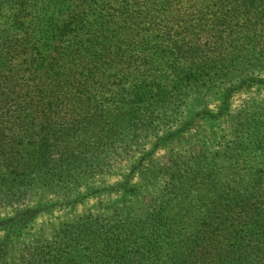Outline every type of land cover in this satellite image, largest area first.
I'll return each mask as SVG.
<instances>
[{
  "label": "trees",
  "instance_id": "obj_1",
  "mask_svg": "<svg viewBox=\"0 0 264 264\" xmlns=\"http://www.w3.org/2000/svg\"><path fill=\"white\" fill-rule=\"evenodd\" d=\"M173 1L183 0H0V162L6 164L0 166V207L17 211L0 225L34 216V210L19 209L37 187L56 190L64 203L76 201L106 158L126 159L160 123L180 122L184 130L193 124L181 119L192 94L202 93L204 83L224 71L202 65L208 50H202V38L187 41L186 33L155 19L168 8L182 12ZM187 2L193 4L186 12L192 18L207 9L226 16V24L210 25L216 38L206 43L210 47L223 41L220 28L252 24L251 14L264 7V0ZM128 21H134L129 29ZM144 31L162 35L168 55L190 59L186 71L172 68L170 92L149 82L151 75L132 79L114 72L120 64L140 72L142 65L128 59L149 49ZM111 78L120 79L113 96L93 108L95 85L106 88ZM114 107L117 113L108 112ZM104 115L108 128L98 132L112 143L101 146L102 136L91 145L79 136L63 143L79 123L88 127ZM202 115L217 118L207 112L193 119ZM229 128V139L222 136L216 151L203 142L167 159L161 188L139 201L126 196L109 214L86 213L53 229L50 238L38 236L16 247L1 238L0 264H264V106L242 110ZM86 152H92L89 161L81 158ZM125 191L136 196L135 190Z\"/></svg>",
  "mask_w": 264,
  "mask_h": 264
},
{
  "label": "rangeland",
  "instance_id": "obj_2",
  "mask_svg": "<svg viewBox=\"0 0 264 264\" xmlns=\"http://www.w3.org/2000/svg\"><path fill=\"white\" fill-rule=\"evenodd\" d=\"M215 5L214 1H209L207 4L211 10H215ZM177 6L182 7V12L177 13L168 8L166 17L165 13L160 12L159 16H154L155 19L166 20V24L171 29H176L182 34L186 33L187 41H197L202 38V50L208 49L205 50L206 58L202 65L208 71L212 68L224 71V76L214 75L207 83H204L202 93L192 94L189 108L187 112L183 113L181 119L193 120V124L184 130L183 123L177 127L180 122L171 127L160 123L154 130L152 138L141 148L131 152L130 156L124 158L125 160L106 158L102 161L103 166L99 168L100 171L97 172L98 169H96L93 173L94 176L90 175L88 181L80 187L76 201L64 203L56 194V190L37 187L32 197L21 205L25 207L19 209L34 210L36 212L34 216L13 222L10 225H0V239L10 238L16 247L23 241L38 236L50 238L48 236L53 229L61 224L74 222L86 213L95 216L109 214L111 208L126 196L134 201L141 200L147 194L161 188V166L167 159L177 153H184L197 148L203 142L212 145L213 150L216 151L222 136H226L227 140L229 139L231 135L229 125L234 117L240 115L242 110L251 108V106H264V7L258 6L255 13L251 14L252 24L242 21L238 24L234 23L230 27L226 25L220 28L218 35L223 36V41L217 40L219 44L210 47L206 43L216 40L214 34L209 32L210 25L219 23V21L221 24H226V16H220L221 13L215 15L207 9L203 13L200 12L198 18H192L186 13L187 9L189 10L193 6L192 3L187 2V0L186 2L184 0L182 2L173 1L172 7ZM225 6L226 3L223 4V7ZM200 7L202 5L198 4L195 8L199 9ZM186 15H188L187 18ZM261 16L262 18L259 19ZM199 20H202L201 24L206 23L207 25L201 27ZM131 23L134 21H128V29ZM177 25H180L181 28H177ZM205 28L206 30H204ZM190 32L191 34H189ZM144 33L150 43L149 49L144 53L137 52L134 57L128 59L130 63L134 62L137 66L142 65L140 72L137 68L132 69L130 67L128 70V65L124 64L116 66L114 72L119 76L132 75V79L139 76L140 73L151 75L153 77L150 78L149 82L170 92L174 85L172 68L176 67L180 71H186L187 65L191 63L190 59L184 56L176 58V56L164 52L169 43L162 39V35L160 36L159 33L145 31ZM126 79L124 78V80ZM114 83L119 84L120 79H106V88L95 85L94 96L96 99L93 108L99 107L101 101L106 97L110 99L113 96ZM224 96H226L228 104H224ZM128 101L125 98L124 102L127 103ZM221 110L225 113L223 116H219ZM89 112V110H83L88 119L95 118ZM108 112L117 113L116 107L111 108ZM207 112L217 118L214 117L213 120L209 121L206 120L207 116L204 118L202 115L197 116L195 120L193 119L195 115L199 113L206 115ZM104 117L105 115L101 120L91 123L88 127L84 123H79L78 130L76 128L74 132L69 131L68 127H64V132L69 131L71 135L63 139V143H74L76 136H79L81 141L84 140L89 145L95 140V136H102L101 146L112 143L108 137L103 138L107 135L106 132H98L100 127L108 128L107 123H102ZM203 118L204 120H202ZM80 120L79 118L78 122ZM177 131L179 132L178 136L172 137L173 133ZM64 132L62 131V133ZM91 153L86 152L81 155V158L89 161L91 160L89 158ZM0 166L6 167V164L0 162ZM15 176L13 174L11 178H15ZM124 188L135 190L136 196L130 197ZM16 212L13 208L0 207V221L14 218Z\"/></svg>",
  "mask_w": 264,
  "mask_h": 264
}]
</instances>
